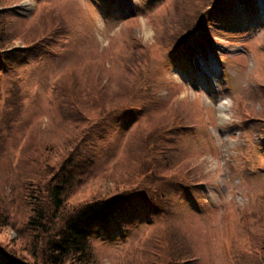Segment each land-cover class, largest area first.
Masks as SVG:
<instances>
[{
	"label": "rangeland",
	"instance_id": "1",
	"mask_svg": "<svg viewBox=\"0 0 264 264\" xmlns=\"http://www.w3.org/2000/svg\"><path fill=\"white\" fill-rule=\"evenodd\" d=\"M201 1L210 3L0 0V9L9 13L7 50L18 54L0 66V125L4 126L0 129V223H9L11 216L20 218L15 229L0 227V243L15 239L21 227L22 213L28 208L24 187L34 172L35 150L64 134L70 119L64 99L73 93L79 104L84 102L92 122L101 104H118L116 98L110 102L112 91L128 77L119 58L130 53V40H136L142 48L133 53L145 59L140 61L141 73L146 82L155 81L158 95L153 103H158L132 116L121 115L128 109L119 110L102 135H91L97 134L99 150L85 169V184L72 194L82 193L83 188L105 191L115 179L128 177L131 161L143 157L141 162L148 164L145 157L151 158L153 151L144 152L149 149L145 137L154 134L155 124L146 126L169 108L173 109L167 121L179 112L186 115L188 125L179 128L181 136L174 139L179 150L168 153L171 158L189 160L186 170L195 182L189 191L174 190V206L166 218L148 219L141 210L129 221L124 215L99 229L93 239L97 261L162 264L166 244L176 253L177 248L191 252V264H253V258L264 256V0H218L227 12L213 7L219 14L203 17L193 32L205 46L190 52L186 60L174 57L176 52L156 39V28L170 19L176 23L183 18L199 20L207 3L202 8H194V3ZM45 28H57L62 37L49 46L24 50L32 41L28 31ZM9 90L12 96L18 94L13 99L19 104L15 115L7 107ZM143 96L140 89L130 95L128 104L142 102ZM25 142L32 149L21 154ZM125 146L129 155L123 161ZM163 163L157 169H153L157 164H151L148 175L160 169L174 171L175 163ZM113 167L112 173L99 179ZM168 225L172 231L165 235ZM145 235H150L151 244L160 245V253L147 254L148 244L142 243Z\"/></svg>",
	"mask_w": 264,
	"mask_h": 264
},
{
	"label": "trees",
	"instance_id": "2",
	"mask_svg": "<svg viewBox=\"0 0 264 264\" xmlns=\"http://www.w3.org/2000/svg\"><path fill=\"white\" fill-rule=\"evenodd\" d=\"M223 2L218 3V0L211 2L210 0V3L209 1L194 3V8H202L207 3L199 20L186 21L183 18L182 22L177 23L170 21L175 19L164 23L162 21L160 27L156 28L158 32L156 39L170 52H176L174 57L186 60L190 52L205 46V42L199 38L198 34L193 36V32L197 30V24L201 26L203 17H207L208 14L210 17L218 15L219 12L214 10L215 7L220 12L226 13L227 9L221 5ZM178 10L177 3L175 11ZM52 13L49 12V15ZM8 14L5 9H0V66L3 62L11 61L14 56L18 55L15 50H7L9 45V33L6 31ZM30 31L32 41L28 44L31 45L27 44L24 50L33 46H49L52 40L62 37L57 28H45L43 31L31 29L26 36L30 34ZM134 41L136 43L130 40L132 46L131 51H128L130 53L119 58L121 67L126 68L128 77L122 79L118 88L112 91L113 97L110 102L116 98L118 104L110 106L101 104L100 111L92 122L93 115H89L84 102L79 104L73 93H70L69 98L64 99L69 109L70 119L66 120L64 134L60 140L47 144L44 142L34 152L35 156L32 160L34 172L31 177L27 178L29 180L26 181L24 187V199L27 200L25 203L28 208L25 214L22 213L25 216L20 222V229H16L17 237L10 239L6 244L0 243V264H99L93 247V239L99 229L124 215H127V220H130L134 213L138 214L141 210L148 219H152V216L166 218L173 209L175 191L182 193L189 191L188 187L190 188L194 181L190 178L191 172L186 170L189 160L171 158L168 153L172 150H179L174 139L181 136L182 132L179 128L183 129L188 125L184 123L186 115L177 112V118L167 121V116L173 109L169 108L164 109L158 118L146 126L155 124L154 134L149 138V134L145 137V142H148L146 146H149V149L144 152L153 151L151 158L145 157L148 164L141 162L143 157L141 160L131 161L126 171L128 177L115 179L113 186L105 191H91L83 188L82 193L72 194L73 190L84 185L88 178L84 177L85 169L93 164L97 150H99L94 137L99 133L102 135L110 117L116 115L119 110L123 112L126 109L128 111L121 115H137L150 104L156 106L158 103V100L153 103V99L158 95L154 92L157 89L155 81L151 79L146 82L141 73L142 62L140 61L145 59H137L133 53L137 50L141 51L142 45ZM142 53L146 52L143 50ZM12 85L14 89H18L16 84ZM140 89L145 94L142 97L143 101L128 104L132 99L130 95H137ZM12 91H8L11 99L7 101V107H10L11 113L15 115L19 104L13 99H17L18 94L14 92L12 96ZM122 96L124 102L120 104ZM86 123L91 124L88 128H83ZM1 128L4 126L0 125ZM96 132L98 133L91 137ZM173 133L175 135H172ZM26 142L20 150L21 154L23 151L32 149ZM125 148L126 146L123 149V161L125 154L129 155L128 152L125 153ZM153 156L160 159V163L155 161ZM162 162L167 166L175 163L174 171L160 169L154 172L152 177L149 176L147 171L151 169V164H157L153 166V169H157L160 168ZM113 169L114 167L109 173L99 175V179L112 173ZM104 181L107 180L104 179ZM2 207L0 199V209ZM19 220L20 218L11 216V221L0 223V227L8 226L15 229L18 227L15 224ZM171 231L172 228L168 225L165 235ZM152 241L150 235L142 240V243L148 244L147 254L160 253V245L151 244ZM165 251L162 264H191L189 260L191 252L177 248L176 253L167 244ZM252 260L253 264H263L264 256Z\"/></svg>",
	"mask_w": 264,
	"mask_h": 264
}]
</instances>
